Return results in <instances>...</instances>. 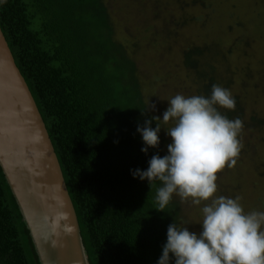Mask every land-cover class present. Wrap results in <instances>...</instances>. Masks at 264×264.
Segmentation results:
<instances>
[{"label":"trees","instance_id":"16d2710c","mask_svg":"<svg viewBox=\"0 0 264 264\" xmlns=\"http://www.w3.org/2000/svg\"><path fill=\"white\" fill-rule=\"evenodd\" d=\"M0 31L51 142L86 264H157L168 225L181 219L180 206L172 199L158 211L160 182L149 185L132 175L160 155L158 147L142 152L137 132L159 113L149 107L134 62L113 38L103 1L0 0ZM189 42L179 45L180 59L195 95L210 96L213 84L228 88V77L219 80L225 70L216 43ZM233 98L234 110H218L243 122ZM0 264H40L1 168Z\"/></svg>","mask_w":264,"mask_h":264},{"label":"rangeland","instance_id":"374dc122","mask_svg":"<svg viewBox=\"0 0 264 264\" xmlns=\"http://www.w3.org/2000/svg\"><path fill=\"white\" fill-rule=\"evenodd\" d=\"M102 1L113 38L134 62L148 105L155 104V110H151L161 119L167 100L176 94L191 96L197 92L189 86L179 45L205 39L220 48L218 65H223L228 74L224 71L219 80L230 79L226 89L237 96L244 124L238 136L242 147L235 165L217 173L216 195L241 197L245 213L264 212V0ZM250 118L260 123L254 125ZM159 123L158 148L163 156L171 143L166 129L173 122ZM172 199L180 206L178 224L199 233L205 202L193 205L176 194Z\"/></svg>","mask_w":264,"mask_h":264},{"label":"clouds","instance_id":"9594fccd","mask_svg":"<svg viewBox=\"0 0 264 264\" xmlns=\"http://www.w3.org/2000/svg\"><path fill=\"white\" fill-rule=\"evenodd\" d=\"M167 101L162 119L152 116L137 127L145 145L141 151L147 154L148 147L160 143L162 126L157 121H172L166 129L171 137L167 154L152 155L147 169L132 170V175L149 185L160 182L155 196L158 211H164L173 194L193 205L205 203L199 233L189 231L186 224L168 225L157 264H169L170 253L175 264H264V212L245 213L241 197L216 195L217 173L235 165L242 147L238 136L243 122L218 110L235 109L231 92L213 84L210 96L176 94ZM150 107L155 110V104ZM153 120L155 128L150 126Z\"/></svg>","mask_w":264,"mask_h":264},{"label":"water","instance_id":"95a60500","mask_svg":"<svg viewBox=\"0 0 264 264\" xmlns=\"http://www.w3.org/2000/svg\"><path fill=\"white\" fill-rule=\"evenodd\" d=\"M0 168L40 264H86L44 124L0 31Z\"/></svg>","mask_w":264,"mask_h":264},{"label":"bare ground","instance_id":"6f19581e","mask_svg":"<svg viewBox=\"0 0 264 264\" xmlns=\"http://www.w3.org/2000/svg\"><path fill=\"white\" fill-rule=\"evenodd\" d=\"M6 110H8V107L0 104V112H5Z\"/></svg>","mask_w":264,"mask_h":264}]
</instances>
